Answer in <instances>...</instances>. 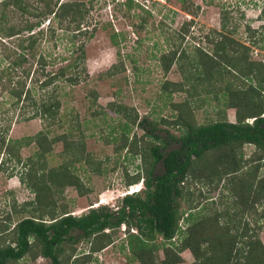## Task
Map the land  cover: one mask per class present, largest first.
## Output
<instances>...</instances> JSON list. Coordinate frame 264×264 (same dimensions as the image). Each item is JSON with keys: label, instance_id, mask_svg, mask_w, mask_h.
Returning a JSON list of instances; mask_svg holds the SVG:
<instances>
[{"label": "trees", "instance_id": "16d2710c", "mask_svg": "<svg viewBox=\"0 0 264 264\" xmlns=\"http://www.w3.org/2000/svg\"><path fill=\"white\" fill-rule=\"evenodd\" d=\"M123 5L130 8L134 2L124 0ZM11 6L22 15L39 20L11 25L6 12ZM0 7V37L3 36L0 40L7 39L0 43L8 63L0 70V95L6 93L13 99L11 109L19 111L24 120L38 118L44 127L57 123L61 128L58 92L56 88L45 89L60 78L74 86L79 74L66 76L67 68H59L56 73L44 72L46 61L35 52L37 39L43 33L32 31L48 19L74 37L87 33L85 19L91 5L79 0H0ZM221 16L222 31L213 30V37L206 35L213 47L212 55L197 47L196 56L188 58L187 64L183 63V51L170 50L159 58L165 73L174 64L182 72V82L162 84L163 92L184 91L187 95L182 103L172 104L178 115L173 122L180 132L178 136L161 128V124H168L166 120L139 117L133 108L109 104L126 125L143 131L140 137L134 134L129 139L124 130L114 138L120 142L115 150L125 149L140 160L136 174L130 176L125 171L126 185L140 181L143 184L138 193L125 195L115 210L100 206L73 216L66 206H58L57 201L67 187H73L81 195L88 192L72 170L75 164L83 162L92 166L94 173H100L99 164L86 151L78 121H66L67 130L53 136L46 128L33 136L12 139L9 131L13 116L0 115L3 122H0V172L8 178L17 176L20 184L34 194L32 201L11 207L10 213L21 216L15 223L11 225L9 214L0 221V264L35 261L38 256L48 260L47 264H71L75 249L65 255L62 245L81 241L86 243L85 252L75 257L72 264H90L93 255L113 244V235L122 224L126 227L131 259L138 264H179L184 250L193 256L192 264H264V245L260 239L264 229V176H260L264 167V116L261 117L264 65L249 58V47L231 36L236 26H229L226 12ZM187 26L188 22L184 23L178 32L181 40L188 32ZM48 28L53 35L52 25ZM25 31L31 34L22 38ZM14 39L16 43L12 42ZM27 55L37 59L40 68L33 72L31 67L22 69L28 63ZM118 66L123 69L121 60L109 68L108 76L118 73ZM225 73L232 74L237 82L224 81ZM38 74L44 78L42 82ZM29 82L40 83L44 94L38 100ZM204 83L212 88L222 85L220 103L235 110V122H229L222 111L217 120L197 124L191 106L194 102L198 108L203 105L195 98L200 99L202 92L208 94L209 90L199 87ZM215 95L218 100L219 95ZM28 111L31 114L26 117ZM249 118H253L252 123H245ZM56 143L63 146L60 153L63 161L51 167L47 155ZM31 145L36 147L35 151L23 158L21 150ZM245 145L254 147L248 158ZM197 184L201 187L195 188ZM220 185L221 193L216 200L209 197L208 190ZM181 221L186 224L182 232ZM177 235L182 236L174 240ZM160 250L163 258L159 256Z\"/></svg>", "mask_w": 264, "mask_h": 264}, {"label": "rangeland", "instance_id": "374dc122", "mask_svg": "<svg viewBox=\"0 0 264 264\" xmlns=\"http://www.w3.org/2000/svg\"><path fill=\"white\" fill-rule=\"evenodd\" d=\"M79 1L91 5L85 19L88 26L87 33L74 37L70 31L58 29L54 22L49 23L48 19L42 21L39 28L32 31V33L38 31L43 33L37 39L35 52L46 61L44 72L56 73L59 68H67L66 76L79 74L78 83L74 86L65 82V78H60L54 85L45 89L56 88L58 92L59 119L63 124L62 127L59 128L57 123L44 127L38 118L24 120L19 111L11 109L13 99L6 93L0 95V115L13 116L9 131V137L12 139L33 136L46 128L50 136H53L67 130L66 121L80 123L86 151L91 155L93 162L99 164L100 173H94L93 167L83 162L74 165L73 172L78 175L88 192L81 195L73 187H67L57 201L59 207L66 206L67 212L73 216H80L87 213L90 208L100 206L117 209L123 196L133 187L126 185L125 171L132 176L137 173L140 166L138 157H132L125 149L115 150L119 141H115L114 138L124 130L129 139L134 134L140 137L143 131L136 126L126 125L124 118L112 111L109 104L133 108L139 117H147L158 122L166 120L168 124H161V128L175 136L179 135V130L173 125L178 115L172 104L182 103L187 95L184 91H173L171 94L163 92V83H180L183 79L181 69L176 64L167 73L164 72L159 61L162 54L170 50L183 51L185 64L188 58L196 56L194 51L197 47L212 55L213 47L207 42L206 35L213 33V30L222 31L221 14L226 12L229 26L231 28L236 26V31L231 36L237 42L249 47L248 56L251 60L264 61V0H132L134 5L130 8L123 5L124 0ZM1 9L0 7V13ZM32 9L34 10V6ZM6 12L7 20L11 25L39 20L28 14L22 15L13 6L8 7ZM186 22H188V32L181 40L178 38V32ZM51 25L55 30L53 35L48 28ZM251 31L255 33L251 35ZM29 34L31 33L25 31L22 38ZM210 36L213 37L214 34ZM12 42L16 43V39ZM80 46L82 48L78 49ZM2 51L3 46L0 43V70L8 65ZM27 56L28 63L22 69L31 67L33 72L34 69L40 68L37 59ZM119 60L122 61L123 69L118 66V73L108 76L106 72ZM18 73H21V70ZM225 74L224 81L237 82L232 74ZM43 79L39 76V82ZM39 82L28 83L37 100L40 94H44L39 88ZM234 84L233 87H236ZM199 87L209 91L208 94L202 92L200 99L195 98L203 102L200 108L197 107L196 102L191 106L197 124L217 120L222 111L225 112L229 122H235V110L224 108L220 103L222 85H215L212 88L204 83ZM168 90L171 91V87ZM215 94L219 95H217L218 100L215 99ZM27 113L26 117L31 114L30 111ZM76 135L78 132L75 131ZM35 149L34 145L23 148L22 157L32 155ZM62 150L61 143L54 144L52 153L47 155L49 166L56 167L61 164ZM253 151V146H244L246 158ZM260 176H264V167L260 171ZM221 186L215 190L209 189V197L215 199L221 193ZM199 187L200 184L195 186V188ZM33 199L34 194L20 184L17 176L8 178L5 173L0 172V221H4L9 214L12 225L21 216L10 213L11 207ZM182 227L185 228L186 224H182L180 231ZM113 236V244L93 255L90 264H138L131 259L127 238L120 229L116 230ZM181 236H175L174 240H179ZM260 239L264 245V229L260 232ZM85 247L86 243L82 241L76 244L65 242L62 245L65 255L75 249L74 256L70 260L71 264L75 257H80L85 252ZM180 255L182 261L179 264L193 263L194 258L189 250L182 251ZM159 256L163 258L161 250ZM47 263L48 260L38 256L35 261L21 260L17 264Z\"/></svg>", "mask_w": 264, "mask_h": 264}, {"label": "built area", "instance_id": "2783aa9c", "mask_svg": "<svg viewBox=\"0 0 264 264\" xmlns=\"http://www.w3.org/2000/svg\"><path fill=\"white\" fill-rule=\"evenodd\" d=\"M262 62L264 63V61H262ZM263 110H264V93H263ZM263 116H264V113L261 114V117H263ZM252 121H253V118H250V119H247V120H246V122H248L249 124L252 123ZM182 224H184V221H181V222H180V228H181ZM183 229H184V228L182 227V230H183ZM106 231H107V230H106ZM120 231H121V233L123 234V236H126V233H125V232H126V227H125V225H123V224L121 225V227H120ZM131 232H132V233H136V231H135V230H132V229H131Z\"/></svg>", "mask_w": 264, "mask_h": 264}, {"label": "clouds", "instance_id": "9594fccd", "mask_svg": "<svg viewBox=\"0 0 264 264\" xmlns=\"http://www.w3.org/2000/svg\"><path fill=\"white\" fill-rule=\"evenodd\" d=\"M250 119V118H249ZM247 120V119H246ZM246 120H245V123H248V122H246ZM142 183H141V181L139 182V183H137L136 185H132L133 187L131 188V190H130V192L129 193H127L126 195H130V194H132V193H138L142 188ZM125 196V195H124ZM123 196V197H124ZM108 231V230H107Z\"/></svg>", "mask_w": 264, "mask_h": 264}, {"label": "bare ground", "instance_id": "6f19581e", "mask_svg": "<svg viewBox=\"0 0 264 264\" xmlns=\"http://www.w3.org/2000/svg\"><path fill=\"white\" fill-rule=\"evenodd\" d=\"M102 203V202H101Z\"/></svg>", "mask_w": 264, "mask_h": 264}]
</instances>
